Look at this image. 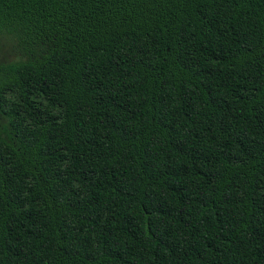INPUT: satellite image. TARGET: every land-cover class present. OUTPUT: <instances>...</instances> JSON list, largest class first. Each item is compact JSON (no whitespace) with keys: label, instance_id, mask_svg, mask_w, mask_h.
Here are the masks:
<instances>
[{"label":"trees","instance_id":"1","mask_svg":"<svg viewBox=\"0 0 264 264\" xmlns=\"http://www.w3.org/2000/svg\"><path fill=\"white\" fill-rule=\"evenodd\" d=\"M0 264H264V0H0Z\"/></svg>","mask_w":264,"mask_h":264},{"label":"rangeland","instance_id":"2","mask_svg":"<svg viewBox=\"0 0 264 264\" xmlns=\"http://www.w3.org/2000/svg\"><path fill=\"white\" fill-rule=\"evenodd\" d=\"M18 59V54L9 44L0 40V63Z\"/></svg>","mask_w":264,"mask_h":264}]
</instances>
